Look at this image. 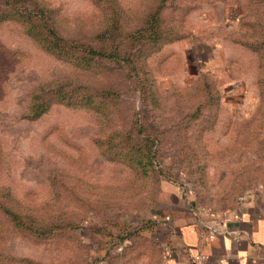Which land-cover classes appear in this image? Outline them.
<instances>
[{
  "label": "rangeland",
  "instance_id": "rangeland-1",
  "mask_svg": "<svg viewBox=\"0 0 264 264\" xmlns=\"http://www.w3.org/2000/svg\"><path fill=\"white\" fill-rule=\"evenodd\" d=\"M45 1L72 26L94 12L90 0ZM117 1L139 15L154 3ZM175 3L164 22L177 24L183 38L161 44L144 65L106 64L119 92L111 121L61 103L36 119L24 117L36 85L71 77L75 69L42 51L20 22L0 20V187L78 225L43 240L11 234L5 254L40 264H163L159 195L173 193L172 180L184 201L206 211L233 208L245 193L264 195V54L242 46L260 37L259 27L241 23V8L236 28L217 23L196 34L192 25L212 2ZM213 35L222 39L216 58L215 47L202 41ZM182 41L188 42L178 46ZM149 73L153 85L145 79ZM137 118L158 137L148 171L125 156L126 134L125 144L110 137ZM53 176L67 187L53 188Z\"/></svg>",
  "mask_w": 264,
  "mask_h": 264
},
{
  "label": "trees",
  "instance_id": "trees-1",
  "mask_svg": "<svg viewBox=\"0 0 264 264\" xmlns=\"http://www.w3.org/2000/svg\"><path fill=\"white\" fill-rule=\"evenodd\" d=\"M90 1L94 12L86 15V21L72 26L65 22L57 6H52L45 0H0V20L20 22L25 33L42 51L75 69V74L71 77L39 83L32 89L27 109L22 113L27 119H36L53 104L61 103L94 110L111 121L116 112L112 113L111 110L115 108L114 100L119 97V92L113 85L106 64L116 68L144 65L148 56L158 51L161 44L185 36L177 24L164 22L165 10L176 7L177 0H154L149 9L140 15L137 12L132 14L117 0ZM261 3L264 0H245L242 5L245 14L240 21L244 25H256L260 31V37H253L249 42L246 40L242 46L255 53L258 52L255 49L261 48L260 53L264 54V22L255 7ZM261 8H264V4L260 5V12L262 10L264 13ZM97 12L99 17L95 20ZM139 16L142 18L140 22ZM151 78L152 75L145 79L153 85ZM130 126L123 133L119 130L112 131L110 137H118L119 144H125L130 138L131 144L128 142L129 148L125 156L143 171H148L155 159L158 137L156 132L150 131L138 118ZM109 147L114 150L112 145ZM136 151L138 155L132 153ZM114 155H120L119 151L114 150ZM51 181L53 188L67 187L63 182L57 183L54 176ZM193 198H197L194 193ZM77 226L73 218H64L60 213H49L45 204L26 201L17 197L9 187H0V264H40L30 257L5 254L2 247L11 234L43 240L62 235L66 229ZM134 229L135 227L128 228L125 232L132 233ZM150 230L147 227L145 234H149Z\"/></svg>",
  "mask_w": 264,
  "mask_h": 264
},
{
  "label": "crops",
  "instance_id": "crops-1",
  "mask_svg": "<svg viewBox=\"0 0 264 264\" xmlns=\"http://www.w3.org/2000/svg\"><path fill=\"white\" fill-rule=\"evenodd\" d=\"M209 1L211 5L192 25L193 32L199 34L203 28L206 30L217 23L227 28L237 27L245 0ZM202 41L215 47L213 58H216V47L222 39L213 35ZM185 42L188 41L178 46ZM171 185L173 193L159 195L165 210L156 228L157 231L161 228L166 235L156 237L159 236L156 228L154 232L164 250L163 264H264L262 193H245L233 208L213 212L200 210L195 201L192 204L187 199L184 201L181 186Z\"/></svg>",
  "mask_w": 264,
  "mask_h": 264
},
{
  "label": "built area",
  "instance_id": "built-area-1",
  "mask_svg": "<svg viewBox=\"0 0 264 264\" xmlns=\"http://www.w3.org/2000/svg\"><path fill=\"white\" fill-rule=\"evenodd\" d=\"M199 209L202 210V211L204 210V209H202V208H200V207H199Z\"/></svg>",
  "mask_w": 264,
  "mask_h": 264
}]
</instances>
